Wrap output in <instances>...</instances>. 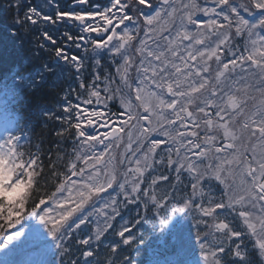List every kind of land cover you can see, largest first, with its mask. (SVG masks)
Wrapping results in <instances>:
<instances>
[{"label":"snow or ice","instance_id":"snow-or-ice-1","mask_svg":"<svg viewBox=\"0 0 264 264\" xmlns=\"http://www.w3.org/2000/svg\"><path fill=\"white\" fill-rule=\"evenodd\" d=\"M58 3L9 5L22 31L38 30L39 48L74 69L76 84L44 113L71 152L58 142L63 156L49 153L46 166L38 147L24 150L18 121L0 130V264H137L128 247L148 223L157 247L147 264H264V0H73L68 11ZM49 180L55 191L45 192ZM125 209L135 215L125 219Z\"/></svg>","mask_w":264,"mask_h":264},{"label":"trees","instance_id":"trees-1","mask_svg":"<svg viewBox=\"0 0 264 264\" xmlns=\"http://www.w3.org/2000/svg\"><path fill=\"white\" fill-rule=\"evenodd\" d=\"M29 1L32 2V0ZM12 2L13 0H0V76L6 75L8 77H12L21 73L27 78L24 96L25 99L21 104V107H19L24 119L19 122V126L26 132V135L28 134V140L31 148L28 143L26 150H32L38 147L41 151L43 162L47 166L50 163L49 153L52 154V160H54L57 155L63 156L62 153L58 152L56 147L58 142L61 147L66 149L68 152L72 151L69 139L61 138L55 135L56 130L60 127L58 122L54 120H47V118L44 117V113L55 112L62 105V95L64 94L65 89L60 84H53V82L57 79L54 71L50 72L52 74L48 76L49 82H46L45 84H34V74L47 67L48 64L52 62V59L50 54L45 52L46 49L38 47V36L34 37L32 34H27L28 32H26V30L23 29L22 31L20 27L14 23L12 15L15 9L9 8V5L12 4ZM198 3L202 4L201 2ZM13 31H16L17 33L15 36L11 34ZM39 43H42V41L39 40ZM108 71L114 74L115 68H110ZM130 77L135 78L134 75H131ZM116 81L118 84V77H116ZM114 104L115 108L113 109L116 110L119 107L118 101H114ZM72 131L74 132L75 130L72 129ZM65 136H67V134H65ZM123 146L124 145L120 148L121 151ZM121 151H116V163L119 161V154ZM57 167L61 171L66 170L64 169L63 163L58 164ZM48 171H50V169L46 167L45 172ZM55 187L56 185L49 180L48 183L44 185L43 190L45 192H51L55 191ZM142 187H144V185H142ZM137 227L140 228V233L143 234L144 237L143 241H141L139 245L144 246L146 241L149 240L151 236V223L143 224ZM158 227L159 225L157 222V228ZM115 237L110 235L111 239L108 237V241L111 242L112 240L120 239H115ZM14 245L18 247V244H15V242ZM136 246L128 247V251L131 254H138L137 258H142L140 260L143 263L145 260L146 250L139 248L138 251H136ZM119 251L120 250H118V252ZM108 255L111 256L112 254L108 252ZM138 264H140V262Z\"/></svg>","mask_w":264,"mask_h":264},{"label":"rangeland","instance_id":"rangeland-1","mask_svg":"<svg viewBox=\"0 0 264 264\" xmlns=\"http://www.w3.org/2000/svg\"><path fill=\"white\" fill-rule=\"evenodd\" d=\"M46 1V0H45ZM70 1H72V0H59V3H60V6L58 5V4H56L55 5V8H59L60 7V9H62V10H65L66 9V7L65 6H68V3L70 2ZM156 0H153V3L155 2ZM189 0H176V2H177V6H179V5H181V4H184V3H187ZM209 3H210V0H209ZM141 7H143V6H141ZM158 23H161V22H158ZM178 23V21H175V22H173L171 25H169V29L170 30H172V31H174V29H175V27H176V24ZM161 26H163L162 25V23H161ZM142 34V33H141ZM169 34V32L168 31H164L163 33H162V36H167ZM214 39V38H213ZM138 40L139 39H137V40H134L133 41V46H137V43H138ZM163 43H165L166 44V41H162ZM151 43V42H150ZM185 44L186 43H188L187 41H185L184 42ZM197 47H200V46H197ZM133 50H134V48H133ZM133 54H134V58L138 61L139 60V56L138 55H136L134 52H133ZM211 63V62H210ZM131 72H135V66L133 67V69L131 70ZM131 76V75H130ZM236 93H238L237 94V96H243V93H241L240 91L239 92H236ZM119 105V104H118ZM249 106H251V102H249ZM221 136H223V134H222V132L221 133H219V138H221ZM127 138L125 137V140H126ZM123 145V144H122ZM121 145V146H122ZM116 151H121V149H117ZM105 159H107V156L105 157ZM117 166L119 167L120 165H119V161H117ZM223 187V186H222ZM128 214H129V216L132 214V212H129L128 211ZM207 228H208V226H206V225H204V231H207ZM184 231H185V233L187 234L188 233V231L186 230V228L184 227ZM210 231H211V228H210ZM156 232H157V234H159V227L156 229ZM150 235H151V237H153L154 238V234L151 232L150 233ZM191 243L193 244V245H195V237H193L192 235H191ZM18 244V246L20 245V243L21 242H19V241H16L15 242V244ZM13 247L15 248L16 246L15 245H13ZM198 248V246L196 247V249ZM163 258V257H162Z\"/></svg>","mask_w":264,"mask_h":264}]
</instances>
